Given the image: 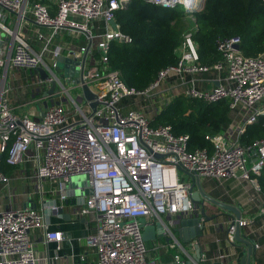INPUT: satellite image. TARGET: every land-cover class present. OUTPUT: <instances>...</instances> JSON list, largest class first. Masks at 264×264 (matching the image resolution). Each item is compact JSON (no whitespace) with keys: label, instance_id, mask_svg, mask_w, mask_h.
<instances>
[{"label":"built area","instance_id":"2783aa9c","mask_svg":"<svg viewBox=\"0 0 264 264\" xmlns=\"http://www.w3.org/2000/svg\"><path fill=\"white\" fill-rule=\"evenodd\" d=\"M130 1L0 0V28L12 37L9 56L0 58V68L4 69L0 72V165L30 163L41 194L47 193L44 184L52 183L49 192L58 204H46L44 209L56 213L69 197L72 182H88L92 193L85 195L82 203L79 194L74 196L80 203L72 214L75 218L92 216L96 221L95 232L86 238L87 246L97 253L94 264H161L148 256L140 218L188 215L193 211L192 182L180 172L219 181H250L262 194L260 212L264 215V192L258 181L264 168V139L250 145L240 140L246 126L264 113V51L246 55L240 47L242 37L232 35L218 40L220 59L206 64L201 61L192 29L183 34L175 49L179 56L176 64L161 69L144 89L129 87L119 70L110 68L108 50L114 40L132 41L116 21V12ZM7 13L15 14L19 23L29 16L34 19L37 39L44 41L40 51L5 24ZM42 27L50 28V33L41 31ZM64 30L87 37V44L68 56L80 62L76 66L82 71L80 82L75 77L59 76L62 69L57 59L63 55V48H52L51 43ZM48 53L50 61L46 59ZM9 67L30 71L32 84L39 89L56 81L60 96L50 97L60 103L47 106L38 117L16 113L6 81ZM39 68L46 71V78ZM212 72L221 75L219 84L207 86L203 75ZM82 81L95 93V110L83 91L77 98L71 93L73 88H81ZM66 82L73 86L68 87ZM166 92L171 99L182 94L206 103L227 100L230 108L243 116L242 125L236 130L231 124L223 133L208 135L211 148L190 149L189 134H176L168 124L152 125L144 109L136 108V102L127 103ZM78 100L85 103V108ZM0 182L4 188L11 183L1 168ZM42 210L30 206L0 208V264H58L54 258L59 256L65 236L60 230L49 229ZM248 223L240 220V226ZM36 229L45 231L46 243H57L53 259L37 254L31 238ZM235 231V226H230L231 241ZM175 260L181 263L179 256Z\"/></svg>","mask_w":264,"mask_h":264},{"label":"crops","instance_id":"0c3cea01","mask_svg":"<svg viewBox=\"0 0 264 264\" xmlns=\"http://www.w3.org/2000/svg\"><path fill=\"white\" fill-rule=\"evenodd\" d=\"M5 24L12 30L24 35L35 50L40 51L44 45V41L37 39L36 30L38 26L31 16L19 23L15 14L7 13ZM40 30L46 34H49L51 31L50 28L46 27H42ZM87 42V37L84 33H73L64 30L56 34L51 47L59 45L63 48L62 54L69 56L72 51H78ZM11 44V35L0 28V58H7L9 56ZM46 59L47 61L51 60L50 53L46 55ZM0 72L3 73L4 69L0 68ZM30 75V71L9 67L6 81L11 87L9 96L14 111L18 114H28L38 117L47 108L45 100H47V104L50 106L55 104L58 98L50 96L45 98V89H39L34 86ZM220 76L216 72L204 74L203 77L207 79V81H204V84L207 86L216 85ZM208 79H212L213 82L208 81ZM241 121V119L234 121L232 128L237 129ZM7 175L10 177L11 183L8 187L4 188L0 182V196L1 193L6 195L4 199L1 196L0 208L24 207L28 203L36 205L38 209H43V213L44 210H50L49 208L44 209V206H48L46 204L55 199V195L49 192V189H52V183L46 182L44 186L47 193L41 194L37 189V181L32 177L30 163H23L12 167L11 172ZM188 180L193 181L191 176H188ZM200 184L203 191L209 196L223 203L233 205L241 211V219L249 221L246 226H241L242 237L252 238L255 242V249L251 254L250 264H264V215L260 212L262 194L255 189L250 181L246 180L230 178L219 181L201 176ZM76 202L80 203L78 200ZM59 204H61L60 201ZM76 204H61L65 214H59L50 210L51 214L48 220L44 213L45 222L49 229L60 230L65 236L62 249L57 258H54L57 243H46L45 231L42 229H36L31 232V238L40 258L49 260L54 258L58 264L95 263L97 258L96 250L87 246L86 238L89 234L95 232L96 221L92 216L75 218L72 213ZM205 204L209 215H219L206 223L203 234L194 241L199 244V248L202 251L201 264H244L243 259L246 256L244 249L246 245L236 238L234 241H231L228 236L232 212L228 211L227 214H221L223 212L221 208L211 205L209 202ZM175 216L145 217L146 224L150 228L149 239L145 240L148 256L157 259L161 264H177L175 260L176 256H179L181 262H185L192 260L193 255L196 254V248L192 243L190 245H181L176 238L170 241L166 240L168 237H173L171 225L174 222ZM154 225L157 226L154 227ZM159 232H162L164 236H159Z\"/></svg>","mask_w":264,"mask_h":264},{"label":"trees","instance_id":"16d2710c","mask_svg":"<svg viewBox=\"0 0 264 264\" xmlns=\"http://www.w3.org/2000/svg\"><path fill=\"white\" fill-rule=\"evenodd\" d=\"M188 13L180 3L167 7L151 0H131L116 12V21L132 41L111 42L110 68L119 70L127 86L146 88L161 69L178 62L175 49L186 31L183 18ZM190 14L195 18L194 38L203 63L218 61V40L232 35L242 37L240 47L246 55L264 51V0H205L202 9ZM233 112L227 100L206 103L179 94L160 108L151 123L168 124L176 134H189L190 149L211 148L207 136L223 133L232 123ZM259 139H264V113L240 136L243 145ZM12 167L5 162L0 165L6 174ZM258 181L264 192V168Z\"/></svg>","mask_w":264,"mask_h":264},{"label":"water","instance_id":"95a60500","mask_svg":"<svg viewBox=\"0 0 264 264\" xmlns=\"http://www.w3.org/2000/svg\"><path fill=\"white\" fill-rule=\"evenodd\" d=\"M164 6H167L168 4H171L173 6H175L177 3V1L175 0H164ZM205 2V1H204ZM204 5V4H203ZM184 6L186 8L187 11H197L194 9L193 5H191L190 7H188L187 4L184 3ZM113 25H116V22L113 21ZM237 48H239V46H236ZM86 58V54L84 55L83 58V63L85 61ZM58 66L60 64H62V70H63V77H75L76 82H80L79 76L82 73L81 70H79L78 68H76V66L80 63L78 60H76L75 58L72 57H68L65 55H61L58 57ZM59 70V69H57ZM39 71L41 73L42 78H46L47 77V73L43 68H39ZM85 74H87V71H85ZM219 84V82H218ZM81 88L84 94V97L87 101H91L90 105L92 106L93 110H95L97 108L98 102L95 99V93L91 90L89 84L86 81H82L81 84ZM59 87L57 85V82L54 81L52 82V84L50 85V87H47L44 91V97L48 98L49 96L55 94V97H59L60 93H59ZM47 100H45V105L48 106L47 104ZM60 100L56 101V104H59ZM254 150H252V152H254ZM193 181H192V186L190 189V196L192 199V202L194 204V211L192 213H190L189 215H183V214H178L174 217V222L171 225V232L173 237H168L166 238L167 241L170 240H174L176 238V240L181 244H193L194 247L196 248V254L193 255L192 260H187L185 262H181L180 264H201V256H202V251L199 248V244L195 243L194 241L199 238L202 234H203V230L204 227L206 225L207 222L211 221L212 219L216 218L219 214H214V215H209L207 213V207H206V202H209L211 205H215L218 208L222 209V213L221 214H227L228 211L232 212L233 215H231V224L230 226H235V238L238 241L243 242L246 245V248L244 249V251L246 252V256L243 259L244 264H250L251 262V254L253 252V250L255 249V242L252 238L243 236L241 234V226H240V220L242 218L241 215V211L236 208L233 205L230 204H226L223 203L211 196H209L208 194H206L200 184V176L198 175H191ZM88 182L87 181H77L75 180L74 182H72L70 184V189L68 191V198L63 202L64 205H67L69 203L72 204H76L77 200H75L74 196L79 194L81 196V203L84 201V196L91 194L92 190H90L89 188H87ZM81 186L84 189L80 190L77 187ZM83 196V197H82ZM79 201V200H78ZM48 205H57L58 201L56 199H53L51 201H49L47 203ZM26 206H30L33 208H36V205H31V204H25ZM45 216L47 218V220L49 219V215L51 214L50 210H44ZM58 213L59 214H65L63 207H59L58 209ZM68 215V214H66ZM140 222H141V226L143 228V237L144 240H148L149 236L148 234H150V228L149 226H147L146 224V219L145 217L140 218ZM157 225H154V227H156ZM159 236H164V234L162 232H159Z\"/></svg>","mask_w":264,"mask_h":264},{"label":"rangeland","instance_id":"374dc122","mask_svg":"<svg viewBox=\"0 0 264 264\" xmlns=\"http://www.w3.org/2000/svg\"><path fill=\"white\" fill-rule=\"evenodd\" d=\"M204 1L205 0H197V3H196V5H194L193 7H194V9L195 10H200V9H202L203 8V4H204ZM180 2H183V1H180ZM179 4V3H178ZM180 4H182V3H180ZM187 11V10H186ZM187 12H189L188 14V16L187 17H185V18H183V22H184V24L186 25H184V27H185V29L183 30V31H185V32H187V31H189V30H192L193 29V27H194V22H195V18H194V16L192 15V14H190L192 11H187ZM194 30V29H193ZM184 32V33H185ZM60 66V68L62 69V64H60L59 65ZM31 76V75H30ZM59 76L63 79L64 77H63V73L62 72H59ZM31 78H32V76H31ZM65 79V78H64ZM67 83V85H68V87H72L73 85L71 84V83H69V82H66ZM82 92V90H81V88H79V87H75V88H73L72 90H71V93H72V95L75 97V98H77V96L80 94ZM169 94H167V92L166 93H164L162 96H152V97H150V98H138V99H136V100H132V101H127V103H129V102H136L137 103V105H135L136 106V108H142V109H144L145 110V112L147 113V115L150 117V118H152V117H154V115L159 111V109L160 108H162L168 101H170L171 100V97L169 98V97H167ZM79 101V100H78ZM79 103H80V105H82L84 108H85V103L84 102H80L79 101ZM243 118V116L240 114V113H238L237 111H234L233 112V120H232V123L234 122V121H238V120H240V119H242ZM231 123V124H232ZM230 124V125H231ZM241 125H242V121L239 123V126H238V128L236 129V130H238L240 127H241ZM230 128V127H229ZM233 131V130H232ZM233 133H235L234 131H233ZM180 175L181 176H183V178L185 179V180H188V176H186L183 172H180ZM1 196H2V198L4 199L5 198V196L6 195H3L2 193H1ZM1 196H0V199H1Z\"/></svg>","mask_w":264,"mask_h":264},{"label":"bare ground","instance_id":"6f19581e","mask_svg":"<svg viewBox=\"0 0 264 264\" xmlns=\"http://www.w3.org/2000/svg\"><path fill=\"white\" fill-rule=\"evenodd\" d=\"M175 1H177V2H179V3H182L183 5H184V3L185 4H187L188 5V7H190L191 5H196V3H197V0H175ZM180 1H183V2H180ZM178 4V3H177Z\"/></svg>","mask_w":264,"mask_h":264}]
</instances>
